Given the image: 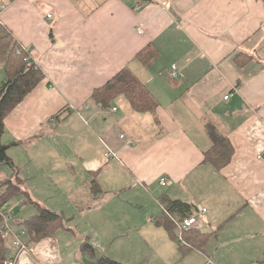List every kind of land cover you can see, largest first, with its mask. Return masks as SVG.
Returning <instances> with one entry per match:
<instances>
[{"label":"crops","instance_id":"1","mask_svg":"<svg viewBox=\"0 0 264 264\" xmlns=\"http://www.w3.org/2000/svg\"><path fill=\"white\" fill-rule=\"evenodd\" d=\"M0 12L8 38L0 91L12 75L6 63L13 49L41 75L5 119L1 142L12 165H0V174H11L0 183L21 182L20 196L4 205L8 214H17L10 209L15 200L20 208L30 205L23 197L32 196L24 174H40L35 203L69 221L77 220L76 212L89 218L80 247L93 234L120 241L121 253L151 242L152 264H170L158 252L162 246L177 256L179 236L162 206L181 201L195 208L185 218L199 208L207 212L198 216L200 229L183 234L204 245L179 246L177 263L193 253L207 264L262 262L264 0H0ZM150 51L155 58L144 63ZM173 67L180 73L176 80ZM125 68L156 99L157 117L135 111L123 96L105 110L94 107V93ZM87 103L90 110L83 109ZM215 138L227 139L233 149L222 168L206 161ZM108 150L117 157L106 159ZM162 178L170 185L162 187ZM99 205L115 210L107 226L123 223L119 236L94 229ZM14 217L22 228L32 216ZM94 249V258L70 264H98L102 256Z\"/></svg>","mask_w":264,"mask_h":264},{"label":"trees","instance_id":"2","mask_svg":"<svg viewBox=\"0 0 264 264\" xmlns=\"http://www.w3.org/2000/svg\"><path fill=\"white\" fill-rule=\"evenodd\" d=\"M3 32L4 31L0 27V56L3 55V59L6 60V57H4V53L6 52L3 49V44L8 43V38ZM141 55L143 57L144 54L142 53L140 56ZM154 58L155 55L150 51L146 53V58L142 59L143 61L145 60L144 63H148ZM25 64L23 56L16 55L14 49L10 52L9 57H7L6 67L9 72H12V75L0 91V165H12V161L7 155L9 148L1 142L2 136L5 132V119L9 112L23 101L26 95L36 87L41 79L40 71L35 70L34 67L31 66L27 67ZM14 69L16 70L13 72ZM120 96H123L129 102L131 108L135 111L151 113L157 117L156 110L158 103L156 99L152 96L148 88L140 80H138L128 68H125L117 73L105 86L98 89L93 95V100L96 102H102L104 106H109ZM215 143L216 148L214 149V152H210V154H208L206 161L212 163L217 168L225 167L230 162L233 149L228 140L225 138H215ZM97 188L98 187L94 184V189ZM1 189L0 207L4 206L5 203L20 196L21 194L20 187L18 188V186H15L12 180L1 182L0 190ZM24 195L27 197L26 202L34 204L38 209V214L25 220L22 226L27 233L28 243H38L41 239H43H40L41 234L46 233L47 231H53L55 229L54 232L56 234L60 228L66 229L62 223L64 219L62 214L52 212L46 208L44 209L40 207L39 204L35 203L29 194ZM168 208L170 213L173 215H181L182 218L192 215L193 210H195L192 205L181 201L170 202ZM170 222L173 224L172 225L170 223V226L175 229L176 226L174 223L172 221ZM1 224L2 217H0V264H4L10 245L2 238ZM171 227H169V229H171ZM186 243L189 244V250L196 249L199 248L200 245H204L203 242H197L193 239H187ZM84 251L92 254V258L95 257V249L92 245L84 243L82 246V252ZM96 261L98 264H122L104 257H101ZM258 264H264V259Z\"/></svg>","mask_w":264,"mask_h":264},{"label":"rangeland","instance_id":"3","mask_svg":"<svg viewBox=\"0 0 264 264\" xmlns=\"http://www.w3.org/2000/svg\"><path fill=\"white\" fill-rule=\"evenodd\" d=\"M26 156V155H24ZM11 174H0V180H4L6 178H8ZM25 177L29 178L30 180L28 181V187L25 186V188H30V191L32 193L33 199H35L36 201L40 202V174H24ZM14 184L15 186H18V188L21 185L20 180L16 179L14 180ZM162 192L166 191V190H161ZM24 198L27 199V197H25L23 195ZM16 201V200H15ZM15 201H13L10 204V209H15L17 211V214H15V217L18 219V217H29V216H34L36 214H38L37 210L34 208L35 206H33L34 204H30L26 207H21L20 205L17 204L15 205ZM32 205V206H31ZM102 207L101 205L98 206L97 209H94L93 214H95L96 216H98L97 219V223L94 225V229L98 232H102L103 234H105L107 231L110 232H115V234H117L119 236V234L124 230V224L123 223H118L116 221L113 222L115 224L116 227H112L109 224V227L107 226V215H116L115 210H101ZM12 211V210H11ZM11 213H14L13 211ZM75 212L74 211H67V215L71 214L73 215ZM77 214V220L73 221L69 219H63V224L65 226L66 229H72V234L70 233V230H66L63 228H60L56 234H55V229L52 231H47L46 233L41 234L40 239H46V238H51L54 239L55 242L58 244L59 246V252H60V259L59 261H57L55 264H70L73 262H83L85 257L87 255H89V252H81V243L85 240V237L88 236L89 234V230H90V225L88 222V219L86 217L85 220L82 219V217H80L79 212H76ZM91 216L93 214H91L90 212H88ZM66 214V213H65ZM196 215L198 214L197 212L195 213ZM12 217L13 214L11 215ZM199 216V215H198ZM14 217V218H15ZM72 223V224H71ZM12 226L15 230H18V226L16 224V222H12ZM194 230H198L197 228L189 231L192 232ZM87 232V233H86ZM176 232H177V236L180 235V231L179 229L176 227ZM184 233V235L186 236L187 233ZM104 235H102V238H96V236H94V234L92 235V238H90L89 243L91 241L92 245L94 248H96L97 250V255L100 257H104L113 261H119L122 264H152L153 261L152 259V253H151V249H154L153 252L156 251L155 245L152 244L151 242H148V246H150L151 248L149 249V247L144 244H140L138 246V250L136 252L131 251L130 253H121L119 251L120 246L122 245V243H120V241L117 243H113L112 241H110L109 238H104ZM185 236H183L184 241H185ZM67 240H65V239ZM41 239V240H43ZM187 240V239H186ZM95 241H97V243L93 244ZM175 250H176V255L174 256L172 254V252L170 250H166L164 249L165 247L160 246V250L158 252V255H160L162 257V260H166L167 262H169L170 264H176L177 263V259L181 258V254L182 252H180L179 250V246L183 247V248H187L189 246V244L184 243V241H180L178 238L175 239ZM90 243V244H91ZM37 244V243H36ZM215 244L214 240H211L209 242V246H213ZM32 245H35L32 243ZM127 245V244H125ZM136 245V244H134ZM184 245V246H183ZM187 246V247H186ZM100 247V248H97ZM101 247H104L105 251L102 252L100 249ZM189 248V247H188ZM183 255V254H182ZM150 261V262H149ZM87 262V261H86ZM160 264V263H158ZM161 264H164L161 262ZM177 264H207V261H205L202 257H199V255L197 253H193L189 259V261L187 263L182 262V263H177Z\"/></svg>","mask_w":264,"mask_h":264},{"label":"built area","instance_id":"4","mask_svg":"<svg viewBox=\"0 0 264 264\" xmlns=\"http://www.w3.org/2000/svg\"><path fill=\"white\" fill-rule=\"evenodd\" d=\"M1 16V12H0ZM49 18L52 16L49 15ZM139 32H142L139 30ZM26 50V49H25ZM24 50V51H25ZM22 51V50H21ZM22 53V52H21ZM27 62L30 61V58L25 59ZM170 75L172 79L176 80L179 78V71L173 67L171 69ZM229 97H225L228 100ZM94 107L99 110L107 109L106 106L102 102H98L94 104ZM92 108L91 103H87L83 106V109L90 110ZM68 109L73 112H77L81 115L79 109L74 107L73 105L68 106ZM112 112H116V108H112ZM125 136H121V139H124ZM106 159L116 158L117 154L112 150H108L105 153ZM264 158V150L258 155V159ZM160 185L162 187H167L170 185V181L166 178H162L160 180ZM1 194V192H0ZM163 211L165 215H167L176 227L180 231V235L178 239L180 241H184L183 234L189 232L195 228L200 229L202 227V223L198 218V215L204 214L207 212L204 208H199L197 210V215L189 217V218H175L172 213L168 210L167 205H163ZM0 217H2L1 224V234L4 241L8 242L10 247L7 251V257L4 264H55L60 259L59 246L55 242L54 239L46 238L40 240L37 244L32 245L27 242V233L23 228H19L15 230L12 226V222H14L12 216L6 213V209L4 206L0 207ZM186 241V240H185ZM184 241V243H185Z\"/></svg>","mask_w":264,"mask_h":264}]
</instances>
